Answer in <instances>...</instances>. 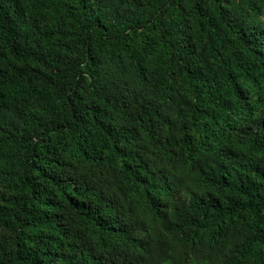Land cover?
I'll use <instances>...</instances> for the list:
<instances>
[{"label": "trees", "instance_id": "1", "mask_svg": "<svg viewBox=\"0 0 264 264\" xmlns=\"http://www.w3.org/2000/svg\"><path fill=\"white\" fill-rule=\"evenodd\" d=\"M0 264H264V0H0Z\"/></svg>", "mask_w": 264, "mask_h": 264}]
</instances>
